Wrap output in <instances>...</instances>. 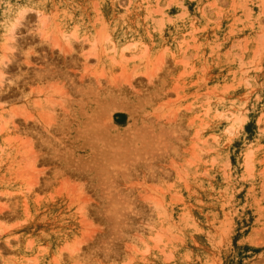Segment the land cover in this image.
Wrapping results in <instances>:
<instances>
[{"label": "rangeland", "instance_id": "374dc122", "mask_svg": "<svg viewBox=\"0 0 264 264\" xmlns=\"http://www.w3.org/2000/svg\"><path fill=\"white\" fill-rule=\"evenodd\" d=\"M0 111V264H264V0H0Z\"/></svg>", "mask_w": 264, "mask_h": 264}, {"label": "bare ground", "instance_id": "6f19581e", "mask_svg": "<svg viewBox=\"0 0 264 264\" xmlns=\"http://www.w3.org/2000/svg\"><path fill=\"white\" fill-rule=\"evenodd\" d=\"M24 13H25V12H24ZM15 22L17 23V21H15ZM7 35H8V34H7ZM123 47H124V46H123ZM127 47H128V46H127ZM132 49H133V48H132ZM132 49H130L131 51L129 50L128 52H132V53H133V52L135 51V49H134V50H132ZM102 50H103V49H102ZM136 51H137V50H136ZM136 51H135V52H136ZM119 52H120V54H121L120 56H124V55H126V54L124 53L125 51H124V52H123V51H119ZM130 54H131V53H130ZM135 54H136V53H135ZM135 54H134V55H135ZM132 55H133V54H131V56H132ZM134 55H133V56H134ZM120 58H122V57H120ZM0 112H1V111H0ZM224 115H225V114H224ZM1 134H3V133H1ZM22 193H23V192H22ZM23 264H24V263H23Z\"/></svg>", "mask_w": 264, "mask_h": 264}]
</instances>
